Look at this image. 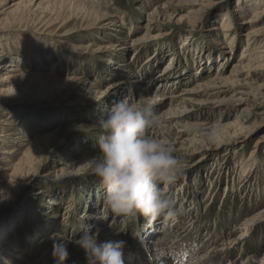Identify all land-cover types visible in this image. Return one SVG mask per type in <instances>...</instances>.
<instances>
[{"label":"rangeland","instance_id":"rangeland-1","mask_svg":"<svg viewBox=\"0 0 264 264\" xmlns=\"http://www.w3.org/2000/svg\"><path fill=\"white\" fill-rule=\"evenodd\" d=\"M142 1L145 0H111L107 6L104 5L103 12L108 11L111 15H117L119 20L125 23L124 36L129 40V43L127 42L129 45L127 44V46L131 49L118 59L120 65L128 64L132 67L136 65L134 69L140 75L141 72L143 73L144 65L151 61L150 58L156 53H161L164 56L163 61L161 60L157 67L159 75L163 74L169 66V64L167 66L166 64L171 59L172 52L170 48L173 47L177 51V56L174 59L177 61L176 65L179 72H191L194 76V73L197 72V67L194 70L193 53L200 50L202 52L205 51L207 55L209 53H217L219 55L220 51L224 50L222 45H218L219 40L224 41V37L217 35L216 31H211V29L213 27L217 28L221 23L222 14L228 13L231 14L234 23L236 22L241 40L236 47L235 53L231 54L227 50L228 54H231V58L226 61L225 70L222 74L223 76L230 74L233 69L232 65L238 60L243 51L242 48L246 45L244 33L249 27L244 22L251 15H233L236 9V0H216L214 4L208 6H193L196 9L194 11H198L197 13H189L191 6H180L183 3L177 4L175 2L179 13L171 17L158 15L156 19L157 27L150 33L146 32V29L143 30L141 28L139 31H131L132 26L136 28L146 23V15L141 12ZM145 8L147 9L148 7ZM149 9L153 11L155 6L149 7ZM31 19L30 17L19 19L17 16L9 21H1L0 39L8 43L5 54L10 61L16 60L23 66L34 65L35 69L41 68L45 71L49 67L44 64L50 58L47 55L52 54L53 57L55 55L56 58L57 56L60 58L62 50L59 51V48L63 47V45L60 43L57 52L51 53L50 44L52 40L50 37L53 35H49L45 31V27L38 26ZM74 22L75 20L72 21L73 25L75 24ZM16 23L19 26L15 25ZM78 23L82 24L81 22ZM85 26L86 24L76 27V32L72 35L73 40L69 44L71 50L67 51L68 54L73 55L71 51L76 50L78 47L91 45L92 42L102 45L101 40H97L98 38H91L92 34H94V29ZM119 31V28L112 27V32L117 33ZM28 40H32L33 44H29ZM111 40H113V43L118 41L117 38H111ZM187 42L192 43L193 47H187ZM17 43H23V46L16 48ZM140 45H143L144 49L141 50L140 59L137 60L136 58L135 62L133 54L140 48ZM92 47L97 48V45ZM30 51L39 53V56H24L28 55ZM94 54L97 55V59H100L96 63L104 71V75L101 74L102 79L97 82L102 92L101 95H108V97L116 95L118 97L117 100L125 98L130 103H137L140 94L135 91L131 92L129 86L125 85L126 82L130 81V78L126 75L127 70L121 66L116 67V69L108 67L107 62L111 56L105 52H95ZM69 60V58H65L63 77H67L79 67L82 71L79 73L80 76L88 78L82 93L80 91V94L73 97L74 99L58 97L57 100L49 101L48 105L51 107H46L48 106L46 104L41 108L39 106L44 105V103L40 102L43 99L39 95L22 96L15 93L14 98H11L13 97L11 95L0 97V112L5 118L2 117L3 120L12 121L14 123V131L17 128L23 132L25 131L27 136H29L27 139L31 140L34 133L58 132L56 134L58 137L53 138L45 146L47 148L44 149L45 152L42 157L22 175L18 185L10 193L8 201L0 204V235H2L1 232L4 229L13 233L24 211L26 219L22 218L21 223L23 220L26 221L23 223L32 222L36 217L47 223L46 229L34 237L33 243L35 242L38 247L44 248L46 244H39V238L50 233L52 227H56L55 229L62 234H76L75 240H78L86 225L90 223V221H86V216L84 215L89 213V209L94 208L100 217V222H97V225L92 227V230L98 232L99 226L108 224L115 232H120L122 236L124 234L129 237L126 242L131 245L129 251L134 253L138 249L137 241L141 239V227L145 226L149 221L139 215H136L135 218L125 219L112 214L105 203L104 190L92 171V161L83 163L80 167L71 166L61 172L64 167L61 163L76 162L81 148L91 151L90 155H97L95 138L99 129L93 131L89 125L94 124L96 116L105 113L109 106L116 101L108 102L104 108H97L95 103H97L98 98H94L91 102H86L85 99L89 96L88 90L93 88L91 84L96 79V73L92 71L100 68L94 66L96 65L95 62L88 60H85L87 61L85 63L78 60L76 63L78 67L74 68V65ZM219 61L221 60L215 61L212 68L206 72L205 77H207L201 82L220 75V73H216L218 66H220ZM39 63L42 65L38 67ZM9 66L7 65L2 73H5L10 68ZM111 70L114 73H111ZM163 70L164 72L161 73ZM198 79L200 80V78L194 76L187 83L181 82L171 85L167 96H170V93L173 94V92H180L182 88L191 87V85L195 86V83L199 81ZM239 79L241 82L236 87L231 84H225L218 86L219 90H209L207 88L208 92L205 94L192 95L191 98H195L196 101L191 102L187 110L179 112V115L183 117L175 118V122L172 123L173 126L171 125L180 131L182 137L178 140V143L174 142L171 146L174 154L185 162L186 167L183 175L174 183L173 189L166 190L164 188L163 190L172 198H176L175 200L179 203V195L177 196L176 190L178 188L176 187L182 186L186 188L187 192L182 193V199L187 196V203H184L185 205L183 202L179 203L183 207L184 213L177 217L176 223H174L175 220L173 219L166 221L167 224L173 223L172 228L174 226L177 227L176 224L177 222L179 223L177 231L171 232V230L167 235L169 237L172 235V245L177 244V241L192 240L191 249L187 252L192 254V258L195 250L198 251L196 254L199 255L200 253L201 256L212 246L220 247L225 244L226 240L240 237L243 232V223L264 210V182L261 174L253 179V187L250 186L248 189L245 187L243 190L242 185L244 182L240 180V177L235 172L236 166L243 162L241 158H250L252 153H256L257 157L259 156L264 161V105H259L264 104V101L260 99L262 97L258 94L259 92L263 93V90H257L256 87V84H264V70L257 72L252 78ZM119 85L122 86L117 88ZM221 86H224V88ZM152 87L154 86L152 85ZM151 90L154 91L155 89L152 88ZM99 93L97 92V94ZM13 99L18 101L13 102ZM78 109H86L87 113H78ZM201 123H209L215 130L211 129L209 131V133H212L211 135H203L202 128L198 127ZM227 124H229L227 128L221 129L218 127ZM216 130L220 133H217L218 137L212 140L213 133ZM166 132L168 135H172L171 132ZM5 147L7 146L5 145ZM262 166L264 168V164ZM217 180L220 185L217 184ZM254 181L259 184L260 190H257L259 186H256ZM171 190L176 193L171 192ZM53 202H57L58 205L55 206L52 204ZM71 205L75 211L69 212L68 215L72 216V218L68 222V226L63 228L61 222L65 217V211ZM50 211H54L53 214L55 213L56 220L48 222L46 214ZM191 211L194 212L191 213ZM165 219L167 218L157 217L154 220L159 225ZM251 226V232L249 237L245 239L246 243L244 244V251L241 257L243 261H246L249 256H255L257 263L258 260L264 257V215L260 216V219L251 224ZM240 227L241 230L236 232ZM158 230L161 232L163 228L160 226ZM160 235V239L163 240L162 237L165 233ZM154 241L155 238L148 240L152 246ZM205 245L209 248L203 249ZM69 253L70 259L66 264H72V260H74L75 264H84L82 251L79 246L73 245ZM127 253L125 251V254ZM8 257V255L3 256L5 261H7ZM235 259L236 255H234L233 259H229L226 254H218L213 258L211 257L210 262H213L211 264H229L231 260L235 261ZM184 261H188V259ZM17 262L19 263V259L16 258ZM136 262L139 264V261Z\"/></svg>","mask_w":264,"mask_h":264},{"label":"bare ground","instance_id":"bare-ground-1","mask_svg":"<svg viewBox=\"0 0 264 264\" xmlns=\"http://www.w3.org/2000/svg\"><path fill=\"white\" fill-rule=\"evenodd\" d=\"M110 1L111 0H0V22L12 20L17 16L19 19H27L28 17H30L32 18L31 20L33 23L37 24L38 26H43V28L45 27V31H47L49 35H53L50 37L52 40L50 44V48L52 49L51 53L54 54L57 52V48H59L60 43L63 45V47L59 48V51L62 50V53H60L61 56L58 54L60 58H58V56L56 58L55 55L53 57L52 54L47 55L50 58L49 60H46L44 64L45 66L47 65L49 67L47 70L44 71V69L41 68L35 69L34 65L23 66L19 64V62H17L16 60L10 61L5 54V50L8 47V43L0 39V97L4 95H11L13 96L11 98H14L16 94H21L22 96H30V94L39 95L40 98L43 99V101L40 102L44 103V105L39 106L41 108L44 107L46 104L48 105L49 101L57 100L58 97L72 99L74 96L80 94V91L82 93L84 86L87 84L88 80V78L80 76L79 73L82 71L76 65L77 61L79 60L85 63L87 62L85 60H88L90 62L95 63L97 61L98 63L100 59H97V55H95L94 53L105 52L106 54H109L111 56L109 57V60L107 62L108 67L116 69V67L121 66L127 70L126 75L128 76V78H130V81L126 82L125 85L129 86V90L131 92L135 91L137 94H140L137 101H139L141 98L148 97L153 102V111L158 118V126L150 129V134L158 139H161L163 142L167 144L169 143L171 145L174 142L178 143V140L182 138L180 135V131L172 127V123L175 122V118L183 117L179 115V112L187 110L189 104L191 102L193 103L196 101L195 98H191L192 95L205 94L206 92H208L207 88L209 90H219L220 88L218 86L225 84H231L236 87L237 84L241 82L239 78L249 79L252 78V76H255L257 72L264 70V0H236L237 4L233 15H251L244 22L249 27L244 33L246 45L242 48L243 51L241 52L238 60H236V62L232 65L233 69L231 70L230 74H228L227 76H223L222 74L225 70V63L231 58L230 55L236 52V47L241 40L238 34L236 22L234 23L231 14L225 13L222 14L220 18L221 23L219 24V26L217 28L213 27L211 29V31H216L217 35L224 37V41L219 40L218 42V45H222L224 47V50H221L219 55H217V53H209L207 55L205 51L202 52L200 50L196 53H193V63L195 66L194 70L197 67V72L194 73V76L200 78V80L198 79L199 81L195 83V86L191 85V87H187L184 89L182 88L180 89V92H173V94L170 93V96H167L170 86L175 83H187V81L194 78V76L192 75L193 73H183L182 71L179 72L176 65L177 61H175L174 59L177 56V51L175 48L173 49V47L170 48V51L172 52L171 59L166 64V66L168 64L169 66L166 68L165 72L164 70L161 71V73L164 72L163 74L159 75V70L157 67L158 63H161V60L164 57L161 53H156V55L150 58L151 61L147 62L144 65L143 73L141 72L140 75L134 69V66L136 67V65H134L133 67L129 66L128 64L120 65V63H118V59L124 56V53H127V51H129L131 48L127 46L129 40L127 39V37L124 36L123 29H125V23L119 20V17L117 15H111L110 13H108V11L103 12L105 7L104 5L107 6ZM175 2L177 4L183 3L180 6H191V10L189 11V13H197L198 11H194L196 9L193 6H208L214 4L216 0L142 1L141 5L143 6H141V12L146 15V23H143L136 28L132 26L131 31H139V29L141 28L143 30L146 29V32L150 33L155 29V27H157L156 19L158 15L171 17L179 13V9L176 7L177 5L175 4ZM152 6H155V9L153 11L152 9H149V7ZM145 7L148 8L146 9ZM74 20L75 24L73 25L72 21ZM78 22H81L82 24ZM85 24V27L94 29V34H92L91 38H98L97 40H101L102 45H98L96 44V42H92L91 45H88L86 47H78L76 48V50L71 51L73 52V55L68 54V52L71 50V48H69V44L73 40L72 35L76 32V27L82 25L84 26ZM15 25H17V23ZM112 27H117L120 29V31L114 33L112 32ZM111 38H117L118 41L113 43V40H111ZM28 41L30 42L29 44L32 43V40ZM187 43V47L192 46V43ZM17 44L18 45L16 48L21 46L23 43ZM96 45L97 48L92 47ZM142 46L143 45H140V48L137 49L136 52L133 54L134 61L136 58L137 60L140 59L141 50L144 49V47ZM227 50H229L231 54H228ZM30 55L32 57H35L37 55L39 56V53L30 51L28 55L26 54L24 56L28 57ZM65 58L70 59L69 61L72 65H74V68L78 67L74 71L71 70L72 73L69 75L72 76L68 75L67 77H63V72H65L63 71ZM218 59H220L221 61H219L220 66H218L219 68L217 69L216 73H220V75L208 81L201 82L204 80V78L207 77H205L206 72H208V70L212 68V66L215 64V61H217ZM97 63L94 66L100 69H94V71H92L96 73V79L93 80L94 82L91 84L93 88H91V90H88L89 96L85 100L86 102H91L94 100V98H98L97 103H95L97 105V108H104V106L108 102L110 103V101L117 100L118 97L116 95L110 97H108V95H101L102 92L100 90V86L98 85L99 83L97 82L102 79L101 74L104 75V71L101 69V67H99L100 65ZM7 65H10V68L7 69V71L5 70V73H2ZM40 65L42 64L39 63V65L37 66L39 67ZM111 73L114 72H112L111 70ZM152 85L154 87H152ZM120 86L122 85L117 86V88H120ZM151 87L155 90L152 91ZM221 87L224 88V86ZM256 87L257 90H263V93L259 92L258 94L260 97H262L260 99L264 101V84H256ZM97 92H100V95L97 94ZM17 99H13L12 101L16 102L18 101ZM46 107L51 106L48 105ZM85 110L78 109V113L85 114L87 113V111ZM2 117L3 116L0 112V190H3V192H0V199H3V202H0V204L8 201V199L10 198V193L13 189L16 188L19 180L22 178V175L28 170V168L31 167L32 164L36 163L37 160L42 157L43 153L45 152L44 149L47 148H45V146H47V143H49V141L51 142L53 138L57 136L56 134L58 133H34L31 137V140H29L27 139L29 136H27L25 131L23 132L19 128L14 131V123H12V121L10 120H3L4 117ZM89 126L91 129H93V131L98 129L96 123L91 124ZM198 127L202 128L203 135H211L212 133H209V131L211 129L215 130V128H213V126H211L209 123H201L198 125ZM218 127L221 129L227 128L229 127V124L225 126L222 125V127ZM166 131L171 132L172 135H168ZM217 133L220 132L216 130L213 133L212 140L215 137H218ZM5 145L7 147H5ZM90 154L91 151L85 150V148H81L79 152V157L76 162L64 164L61 163V165L64 166L61 169V172H64L71 166L80 167V165H83V163L93 161V157H95L96 155L93 156ZM241 159L243 162H241L239 166H236L235 172L237 173V176L240 177V180L244 182V184L242 185L243 190L245 187H247V189L250 186L253 187L252 181L256 178L255 176L257 175L259 177V175L261 174V177H263L262 181L264 182V168L262 166L264 164V161L262 160V158L260 159L259 156L257 157L256 153H252V156L250 158L242 157ZM217 184L220 185L219 181L217 182ZM255 185L259 186V184L257 183H255ZM173 186L174 184L167 186L166 190L171 189ZM176 188H178L176 189L177 196L179 195L178 202H183V204H186L187 196L185 198L183 197L182 199V193H185L186 188L182 186ZM260 189V186L257 187V190ZM171 192L175 191L171 190ZM52 204H54L55 206L58 205L57 202H53ZM73 208L74 207H72L71 205L67 208V211H65V217L61 222L63 228L68 226V222L72 218V216L68 214L69 212H73V210L75 211V209ZM53 212L54 211H50L48 214H46L48 222L56 220V216L54 215L55 213L53 214ZM192 212L194 211H191V213ZM89 213H85L84 216H86L85 218L87 222L90 221L89 225L94 227L95 225H97V222H100V217L98 216L94 208L89 209ZM263 215L264 210L262 212L257 213L252 218L246 220L245 223H243V232L237 239L226 240L225 244L220 247L212 246L209 248L205 245L203 249L207 247L209 248V250L206 253H203L201 256L200 253L199 255L196 254L198 251L194 249L195 252H193V259H190L188 261H184V254H186L187 251L191 249L192 240L177 241V244L172 245V235L170 234L171 237L167 235L171 230V232H174L175 230L177 231V228H179V223L177 222V227L174 226V228H172L171 226V224L173 223H169V225L165 223L166 226L164 227V229L168 227L171 228L166 231L165 235L162 237L163 240H161L159 236H161L160 234L163 230L159 232L158 229L160 228L162 222L158 225L156 220H152L148 222L145 226L141 227V239L140 241H137L138 249L134 253H132V260L126 261L125 264H137L136 261H139V264H182L184 262H187L188 264H211L213 263L210 262L211 257L213 258L215 255L218 254H226L229 259H233L234 255H236L235 261L231 260V263L229 264L256 263L255 260H257V258L255 256H249L246 261H243L241 254L244 251V244L246 243L245 239L249 237V233L251 232V224H254L260 219V216ZM20 218L21 220L22 218L26 219L24 211ZM21 220H19V223H17L16 229L13 233H10L7 229L2 230L1 232L2 235H0V264H56V260L53 256V247L56 241H71L68 251L72 248L73 245L78 247V245L76 244L77 240H75L76 234L72 235L65 232V234H62L55 229L56 227H52L50 229V233L42 235L39 238V244H46L44 248H40L35 245V242L33 243L34 237L35 235H38V233H40L42 230L46 229L47 223L42 221L38 217L34 218L32 222L29 223H23L26 222L25 220H23V222L21 223ZM170 220L172 219H169V221ZM173 220H175L174 223H176L177 217ZM241 227L237 229L236 232L240 231ZM154 238L155 241L153 242L154 244L152 246L151 244H149L148 240ZM117 239L127 241L129 237L124 234L122 236L120 232H115V230L112 229L108 224H102L101 226H99L98 240ZM130 248L131 245L127 243L124 252H129ZM4 255L9 256L7 258V261L4 260ZM168 255L171 256L167 258ZM172 256L175 258L172 259ZM16 258L19 259V263H16ZM185 258L188 259L187 256ZM72 262H74V260H72ZM256 264H264V257L258 260Z\"/></svg>","mask_w":264,"mask_h":264},{"label":"clouds","instance_id":"clouds-1","mask_svg":"<svg viewBox=\"0 0 264 264\" xmlns=\"http://www.w3.org/2000/svg\"><path fill=\"white\" fill-rule=\"evenodd\" d=\"M95 123L99 132L92 171L112 214L125 219L139 215L149 222L157 217L175 219L182 215L183 207L163 189L183 175L186 164L170 144L150 134L149 130L158 126L150 98H141L137 103L125 98L116 100L105 113L96 116ZM70 244L67 240L54 243L56 264H66ZM76 244L84 264H125L133 255L130 251L125 254V240H98V232L91 225H86Z\"/></svg>","mask_w":264,"mask_h":264}]
</instances>
